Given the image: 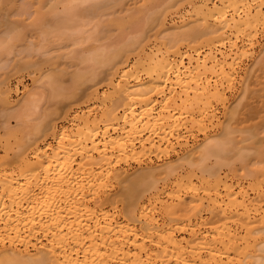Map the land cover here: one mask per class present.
Segmentation results:
<instances>
[{
	"label": "bare ground",
	"instance_id": "obj_1",
	"mask_svg": "<svg viewBox=\"0 0 264 264\" xmlns=\"http://www.w3.org/2000/svg\"><path fill=\"white\" fill-rule=\"evenodd\" d=\"M10 1L0 0V57L23 37L10 9L2 13ZM66 1L62 10L36 8L31 25L55 44L75 36L66 28L98 16L89 32L79 29L80 38L108 43H94L76 74L105 79L112 91L64 115L74 130L38 124L36 133L55 145L31 140L16 113L22 134L7 128L14 141L0 143L14 163L0 168V264H264V145L253 143L256 132L234 138L237 127L227 122L200 148L189 144L193 128L214 124L216 105L227 98L222 80L231 79L234 60L220 47L231 33L264 22V0H190L191 18L172 27H151L162 13L156 0L105 18L110 0ZM96 90L87 99L99 98ZM75 91L64 93L66 101ZM29 100L36 106V97ZM9 104V84L0 82L8 114ZM169 144L179 146L174 160L142 167V156H160ZM130 160L140 168L135 178L117 168ZM221 166L232 175H221Z\"/></svg>",
	"mask_w": 264,
	"mask_h": 264
},
{
	"label": "rangeland",
	"instance_id": "obj_2",
	"mask_svg": "<svg viewBox=\"0 0 264 264\" xmlns=\"http://www.w3.org/2000/svg\"><path fill=\"white\" fill-rule=\"evenodd\" d=\"M64 1L66 0H13L11 3L8 2L9 4L6 3L2 9V13H8L10 9L11 16L8 15V17L10 16L9 19L11 20L14 19L15 21L17 19L19 21L22 30L20 28L18 30L23 32V37L17 47L8 49V52H5L6 54L4 53L0 57V82L9 84L10 108L8 110L12 112L8 114L0 105V143H3L7 136L13 142L14 135L20 136L22 134L20 130V122L22 121L16 116V113H21V116L27 124L25 132L31 140H41L39 146H43L45 143L55 145L56 141L51 135H47L43 141L42 137L36 133L35 128L38 124L42 121L43 123L46 122L49 124L54 122L56 123L57 129L61 127L72 129L70 121L64 118L65 114L68 113V118H70L75 111L90 109L92 106L100 104L101 98L112 91V87L106 84L105 79L81 78L76 74L78 71L84 69L86 62H82V59L88 58L92 54V45L94 43L107 42L106 38L102 37L99 38V41H95L90 37L80 38L79 29H86L89 32L91 30V27H89L90 24L91 26L93 25L91 22L94 21L95 23V19L98 16L95 18L94 16L96 15L91 16L90 18L92 20H90V24L86 25L84 23L87 27L66 28L65 31L67 33H72L75 36L71 39L58 40L55 44H47L42 38L40 31L31 25L32 13L36 8L48 10L52 7L57 10H62L63 3L65 4L67 2ZM146 2L147 0H110L106 2L107 4L104 3L108 8L102 6V8L104 7V12L108 11V14L105 13L102 16L105 18L106 15L109 16L115 12L125 15L138 6H145ZM23 8L26 9L27 13L19 14V9L24 10ZM154 9L162 13L161 17L158 18L160 21H156L151 27L178 26L181 24L180 21L183 18L185 20L191 18L192 8L190 6V0H156ZM147 11H151V9ZM1 18L5 19L6 17H0V20L4 21ZM161 18L163 24H160ZM87 22L89 23V20ZM13 24L16 25L17 23ZM25 24L29 27L23 28L22 25L25 26ZM18 27L19 24H17L16 28ZM3 28L0 27V37L5 35L3 31L6 27L4 30ZM167 31L164 33H167ZM109 38L114 39L113 36ZM232 43H237L238 45V48H234L235 52L228 50ZM26 47H30V50L28 52L25 50L22 52L21 49H26ZM220 48L226 54L230 53V59L234 60L231 79L229 81L219 79L218 81H223V88L227 98L224 103L216 105L215 111L217 112L218 120L214 124H207L206 127L201 129L198 127L193 128L189 136L190 147L200 148L201 145L203 146L206 137L219 135L218 133L222 134L221 127L227 126L228 123L237 127L236 131H238H235L234 138H243L242 136H245L247 133L249 135L250 132H256V138H254L255 141L253 140V143L255 146L259 144L264 145V22L252 25L244 33H231L228 41ZM210 78H212L211 80L209 79L210 82L216 79L214 76ZM48 81L53 82V87ZM175 88V90H179L177 87ZM92 89H97L96 91L100 95L99 98L95 100L87 99L88 94L86 93ZM68 91H75L77 95L75 94L73 98L71 97V99L66 101L67 99L64 93H69ZM59 92L61 96H64L65 101H62L58 96L55 97L52 94ZM35 97L38 100L36 106L33 103H28L30 101L29 99ZM157 100H160V98H157ZM96 107L91 111L92 117L99 112V107ZM226 123L227 125H225ZM7 128L12 129L14 135H9ZM234 135L232 134V136ZM178 149V144H169L165 147V152L160 154V156H142V167L149 160H152L151 162L156 167L166 164L176 158ZM232 151L229 153H232ZM235 152L233 151L231 154V159L235 163L234 167L237 173H240L242 168L237 159V151L235 150ZM3 156L4 150L0 148V168L4 167L9 169L14 163L8 159L10 155H6L8 158H4ZM121 167L126 169L130 178H135V175L138 176L137 173L140 172V168H138L134 160H130L129 165L120 164L117 166V168ZM220 168L221 170L219 169L218 171L221 175L225 173L228 176L232 175L226 166H221ZM180 172L181 174H185L183 168L180 169Z\"/></svg>",
	"mask_w": 264,
	"mask_h": 264
}]
</instances>
